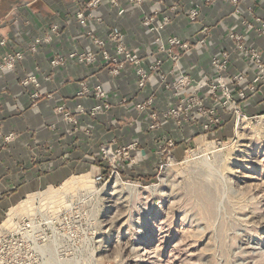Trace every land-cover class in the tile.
<instances>
[{"label":"crops","instance_id":"crops-1","mask_svg":"<svg viewBox=\"0 0 264 264\" xmlns=\"http://www.w3.org/2000/svg\"><path fill=\"white\" fill-rule=\"evenodd\" d=\"M103 1L95 16L101 21H95V25L90 28L98 35L119 29L125 36L127 47L142 59L145 70H149L156 58L164 61L160 73L170 83L186 72H191L196 80L203 82L213 79L215 70L210 59L215 48L220 46L232 54L228 77L237 73L254 76L255 66L235 51L232 41L226 36L228 29L244 36L249 46L258 48L264 54V37H258L255 31L246 30L242 24L244 19H251L253 13L264 17V3L261 0H243V13L239 16L234 13L232 6L221 1L213 6L202 4L200 22L196 24L190 23L187 17L194 0H159L164 5L177 4L180 8L177 17L163 31L164 40L179 36L195 43L201 39L202 26L212 30L208 45L195 47L177 65L172 63L167 53L159 54L153 36L142 27V13L138 7L131 6L127 0H121L120 8L112 6L108 0ZM155 1H148L145 9L153 8ZM89 2L25 0L0 14V55L9 52H22L24 55V60L18 64L15 72H2L0 69V218L7 215L9 219L10 205H15L26 196L38 195V191L43 188L52 189L62 183L86 184L87 175L97 177L104 171L103 148L110 147L116 151L137 143L138 148L131 152V157L119 164L121 168L130 167V171L137 172L133 174L141 175L138 169L148 173L149 169L155 168L163 160L160 158L161 150L169 139L176 141L171 158L179 161L187 152L186 143L201 138V135L198 136L203 132L200 124L178 128L172 121L163 123L159 131L149 133V112L152 108L140 113L135 103L147 100L157 91L153 108L167 110L177 105L178 97L172 91L159 88L154 75L150 77L147 87L140 89L136 68L130 64L119 76L110 74V69L104 66L100 58L99 48L86 35V29L76 18L77 13L87 8ZM249 7L253 8V12H249ZM120 9L126 10L124 15L119 14ZM161 20L160 17L158 23ZM53 25L60 26L59 34L51 43L42 44L38 53H32L30 47L35 40L44 37ZM2 41H6L5 46H1ZM109 48H112L111 44ZM72 51L94 52L99 60L87 65L68 58L64 66H52L54 59L68 57ZM28 74L37 77L40 88H25L21 85V79ZM82 83L90 88L101 86L106 93L104 103L110 109L92 117L91 110L100 101L91 96L79 97ZM36 94H40L39 99H35ZM49 95L52 97L49 98ZM202 96L208 107L213 106L207 92L202 93ZM263 96L249 99L243 105L245 112L264 113ZM65 104L66 111L75 115L78 105L85 108L86 114L80 116L79 125H73L56 112L57 108ZM223 120L226 126L217 131L221 137V131L230 127L232 114L225 115ZM9 136L13 137L6 141ZM132 158L135 163L129 164ZM75 175L86 176L77 179L72 177Z\"/></svg>","mask_w":264,"mask_h":264},{"label":"rangeland","instance_id":"rangeland-1","mask_svg":"<svg viewBox=\"0 0 264 264\" xmlns=\"http://www.w3.org/2000/svg\"><path fill=\"white\" fill-rule=\"evenodd\" d=\"M241 113L221 131L223 147L218 134L189 141L183 159L162 155L141 175L121 168L122 156L101 182L87 175L10 205L0 234L52 220L57 235L40 233L50 237L38 249L45 264H264V114Z\"/></svg>","mask_w":264,"mask_h":264},{"label":"built area","instance_id":"built-area-1","mask_svg":"<svg viewBox=\"0 0 264 264\" xmlns=\"http://www.w3.org/2000/svg\"><path fill=\"white\" fill-rule=\"evenodd\" d=\"M131 6L138 7L142 13L141 24L142 27L150 33L154 38V43L158 46L159 54L167 53L169 59L177 65L183 56H186L197 46L208 45L212 38V30L208 26H202L200 35L201 39L192 43L189 40L182 39L179 36H173L168 40H164L163 31L169 26L177 17L180 8L179 5L173 4L171 6L164 5L157 0H127ZM150 1H155L153 8L146 10L145 4ZM223 2L234 8L236 15L243 13V0H194L187 17L190 23L196 24L200 22L202 4L213 6L218 2ZM264 3V0H261ZM108 2L117 8H120L121 0H108ZM103 0H90L87 8H82L76 15V18L81 26L86 31V35L91 38L94 45L99 48L101 52L100 58L105 67L110 69V74L114 77L119 76L120 73L130 64L136 68L137 76L139 77V88L145 89L149 83L152 75L159 82V88L172 91L174 96L178 97V103L175 107L167 110L155 109L154 103L157 91L143 101L135 103L136 109L140 113H146L149 109V130L152 133L159 131L163 123L172 121L178 128H184L190 125L200 124L204 133L216 134L223 125V118L225 115L234 114L238 119L243 116L241 111L244 109L243 105L254 96L264 95V54L255 47H251L246 42L244 36L233 33L231 30L226 31V36L232 41L235 51L246 57L254 66L255 74L252 77L243 73L233 74L227 76L232 63V54L224 47H216L211 56L210 63L215 70V77L209 81L203 82L196 80L191 72L182 73L178 79L173 83L168 82L165 75L160 73V68L163 67L164 61L156 58L149 70L142 67V59L136 53H133L126 45L125 36L119 29H112L105 35H98L95 30L90 28L94 26L95 21L100 22V18H96V12L103 5ZM249 12H253V8H248ZM125 9H120L119 14L124 15ZM162 18L158 23L159 18ZM246 30L255 31L258 37H264V17L257 16L253 13L251 19H244L242 21ZM60 32L59 25H53L48 33L35 40L30 47L32 53H38L42 44H49L54 37ZM109 44L112 48H109ZM6 41L1 42V46H5ZM1 71L15 72L18 64L24 60L22 52L6 53L0 55ZM68 58L75 60L79 64L93 65L99 60V56L94 52L72 51L68 57H57L51 64L53 67L64 66ZM228 78V79H227ZM21 85L25 88L35 86L40 88V83L34 74H28L21 79ZM207 92L208 96L213 102V106L208 107L202 93ZM79 97L91 96L100 103L91 110L90 115L96 117L102 112L110 109V106L104 103L106 93L101 86L90 88L86 83L81 84L78 92ZM49 98L52 96L49 95ZM264 97V96H263ZM40 94L35 95V99H39ZM126 102L128 100H125ZM1 107V104H0ZM219 107V108H218ZM67 105H63L56 109V112L63 115L65 120L77 126L80 123V116L86 114V110L82 105L77 106V114L66 111ZM218 134V133H217ZM221 136V135H220ZM13 136H9L6 141H10ZM218 137V138H217ZM216 140L219 147H223L225 141L222 137L217 136ZM220 138V139H219ZM137 143H133L112 151L109 148H103L102 158L106 159L107 166H113V162H117L122 156L125 158L131 157V152L137 148ZM176 147V141L169 139L166 147L161 150L162 155L172 157V150ZM132 164L135 160L131 161ZM104 180L102 175L96 177L97 182ZM52 221V220H50ZM49 222V221H48ZM46 225L50 227L49 223H42L37 219L23 220L15 225V227L6 233L0 234V264H45L40 249V241L46 242L50 240L46 231L44 235H40L41 228ZM54 226V224H53ZM51 228V227H50ZM50 230V229H49ZM51 231V230H50ZM48 232V231H47Z\"/></svg>","mask_w":264,"mask_h":264},{"label":"trees","instance_id":"trees-1","mask_svg":"<svg viewBox=\"0 0 264 264\" xmlns=\"http://www.w3.org/2000/svg\"><path fill=\"white\" fill-rule=\"evenodd\" d=\"M16 3V0H3V1H1V3H0V9L1 10H3V6L4 7H9V8H11L14 4ZM7 11V10H6ZM5 11V12H6ZM1 13H4V12H1ZM0 13V14H1ZM219 108V107H218ZM262 114H264V113H262ZM223 124H225V120H223ZM200 135H202L201 137H209V136H213L214 137V135H213V133H206V135H205V133L204 132H201L198 136H200ZM196 138V137H195ZM102 166L104 167V169H109V167L107 166V164H106V161H104V159L102 158ZM103 174H108V171H103Z\"/></svg>","mask_w":264,"mask_h":264},{"label":"bare ground","instance_id":"bare-ground-1","mask_svg":"<svg viewBox=\"0 0 264 264\" xmlns=\"http://www.w3.org/2000/svg\"><path fill=\"white\" fill-rule=\"evenodd\" d=\"M214 152H215V151H214ZM214 152L208 151V152L204 153V154H206V156L203 155V156H200V157H202V158L204 159V160L202 159L203 161H205L206 163L209 164V163H210V162H209V161H210L209 156L212 155ZM200 157H199V158H200ZM115 184H116V185H117V184H120V182H119L118 179L116 180V183H115ZM47 223H49L51 229L54 230V231H55V234L57 235L56 229H55L54 226H53L54 222H53V221H49V222H47ZM14 227H15V225H14Z\"/></svg>","mask_w":264,"mask_h":264}]
</instances>
